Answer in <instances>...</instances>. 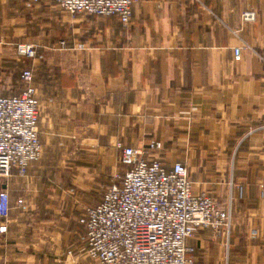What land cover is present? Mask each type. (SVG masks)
Segmentation results:
<instances>
[{
    "label": "crops",
    "instance_id": "crops-1",
    "mask_svg": "<svg viewBox=\"0 0 264 264\" xmlns=\"http://www.w3.org/2000/svg\"><path fill=\"white\" fill-rule=\"evenodd\" d=\"M29 1L0 0V88L33 69L43 152L26 176L0 177L12 207L0 264H101L81 213L125 170L120 144L155 141L154 155L184 162L193 190L231 214L229 235L187 239L193 264H264V0H143L128 25Z\"/></svg>",
    "mask_w": 264,
    "mask_h": 264
},
{
    "label": "built area",
    "instance_id": "built-area-1",
    "mask_svg": "<svg viewBox=\"0 0 264 264\" xmlns=\"http://www.w3.org/2000/svg\"><path fill=\"white\" fill-rule=\"evenodd\" d=\"M40 0H30L31 7ZM71 15L116 16L124 25L131 22L134 8L143 0H50ZM243 21L257 14L246 10ZM241 48L234 49L236 60ZM17 54L38 57L34 43H20ZM19 93L0 95V177L14 171L26 176L30 165L43 152L39 135L40 104L32 68L21 73ZM120 161L125 170L114 174L100 202L83 209L79 223L85 228L87 255L101 264H193L194 247L187 243L197 229L212 228L214 236L229 235L233 226L230 211L209 195L195 192L188 167L176 161L168 168L154 153L163 149L152 142L147 149L122 146ZM148 152L152 155L148 156ZM240 197L244 187L239 186ZM23 199H18L21 205ZM11 199L0 190V233L8 229ZM252 238L258 230L252 229Z\"/></svg>",
    "mask_w": 264,
    "mask_h": 264
},
{
    "label": "rangeland",
    "instance_id": "rangeland-1",
    "mask_svg": "<svg viewBox=\"0 0 264 264\" xmlns=\"http://www.w3.org/2000/svg\"><path fill=\"white\" fill-rule=\"evenodd\" d=\"M20 57H22V56H20ZM22 58H26L27 59V57H22ZM36 58H38V57H36ZM28 59H35V58H28ZM23 64V61H21V65ZM22 67H23V65H22ZM25 69H27V67L25 68ZM22 70H24V69H22ZM22 70L20 71H18L19 73V76H18V83H16L15 84V86H13L12 88H10V89H7V85H4L3 87L4 88H0V93H2V94H14V93H17L20 89H22V87H23V82H22V80H21V73H22Z\"/></svg>",
    "mask_w": 264,
    "mask_h": 264
},
{
    "label": "trees",
    "instance_id": "trees-1",
    "mask_svg": "<svg viewBox=\"0 0 264 264\" xmlns=\"http://www.w3.org/2000/svg\"><path fill=\"white\" fill-rule=\"evenodd\" d=\"M20 90H21V89H20ZM20 90H19V91H20ZM19 91H18L17 93H19ZM14 94H16V93H14ZM0 95L8 96V95H11V94H2V93H0ZM110 185H111V184H110ZM110 185H109V186H110ZM109 186H108V187H109ZM104 193H105V192H104ZM103 196H104V195H103Z\"/></svg>",
    "mask_w": 264,
    "mask_h": 264
}]
</instances>
